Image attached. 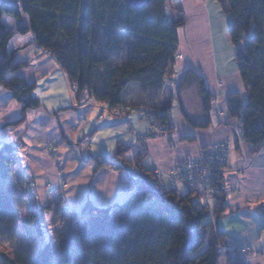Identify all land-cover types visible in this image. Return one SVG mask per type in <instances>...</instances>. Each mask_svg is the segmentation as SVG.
Masks as SVG:
<instances>
[{"label":"trees","instance_id":"obj_1","mask_svg":"<svg viewBox=\"0 0 264 264\" xmlns=\"http://www.w3.org/2000/svg\"><path fill=\"white\" fill-rule=\"evenodd\" d=\"M225 3L232 15L229 35L237 47L235 61L247 89V102L233 93L228 110L244 126L241 138L256 152L264 143V0ZM5 15L20 22L24 15L29 18V26L21 23L16 32H33L77 86L79 99L94 96L111 107L128 105L124 95L135 84L149 103L144 109L158 108L170 117L171 100L162 102L159 97L176 62L179 29L186 20L170 16L167 0H150L142 7L124 0H0V88L23 104V117L12 123L18 124L41 102L33 95V83L11 77L25 63H16L8 49L14 31L4 25ZM190 80L199 85L210 111L213 96L204 79L189 70L186 82ZM170 127L168 122L167 132ZM127 151L121 145L113 156L89 157L100 167L138 172L146 179L120 205L118 221L109 207H95L78 232L75 249L69 239L61 240L59 248L49 240L38 252L24 248L10 257L0 251V264H219L221 248L230 246L226 233L216 227L227 210L223 183L211 200L213 222L208 207L193 204L192 193L177 196L159 188L153 172L143 166L145 152L129 162ZM14 156L13 145L0 147V178L10 176ZM51 209L31 210L28 220L39 232ZM26 222L14 194L0 188V240H14L22 228L28 230ZM230 264L250 263L237 259Z\"/></svg>","mask_w":264,"mask_h":264},{"label":"crops","instance_id":"obj_2","mask_svg":"<svg viewBox=\"0 0 264 264\" xmlns=\"http://www.w3.org/2000/svg\"><path fill=\"white\" fill-rule=\"evenodd\" d=\"M167 4L173 19L184 16L186 20L179 29L176 62L159 97L162 102L171 100V127L165 136L150 140L146 150L138 138L148 131L140 110L149 103L139 86L133 84L125 92L124 102L133 107L126 118L104 111L103 103L81 106L88 97L78 98L75 84L56 57L37 43L32 31L16 32L21 23L29 26V18L24 15L20 22L3 16L4 25L14 31L8 49L14 52L16 63H25L11 77L33 83V95L41 102L40 107L26 112L22 122L12 124L23 117V104L9 90L0 88V147L24 144V151L14 156L10 176L0 178V188L14 194L18 211H27L28 234L34 227L28 220L32 209L51 206L47 221L60 212L74 218L76 240L93 208L109 207L111 213L122 214L120 205L136 188L126 191V171L100 167L89 159L91 155L113 156L122 145L128 149L124 156L129 162L145 152V169L171 171L186 157L199 155L204 147L231 141V168L223 180L227 210L216 227L226 233L230 246L264 249V143L254 152L250 142L237 137L239 120L228 110L233 93L247 102V89L235 61L237 47L229 35L232 15L225 0H167ZM189 70L201 76L210 90V111L205 109L197 82H186ZM50 147L55 157L50 155ZM62 180L68 183L65 203L57 201L49 188ZM62 239L49 238L58 248ZM247 262L264 264V257L249 256ZM219 264L228 263L220 259Z\"/></svg>","mask_w":264,"mask_h":264},{"label":"built area","instance_id":"obj_3","mask_svg":"<svg viewBox=\"0 0 264 264\" xmlns=\"http://www.w3.org/2000/svg\"><path fill=\"white\" fill-rule=\"evenodd\" d=\"M90 103L99 104L100 102L94 96H89L87 100L81 103V106ZM102 105L104 111L120 118H126L132 111V108L128 105H119L117 107H111L106 103ZM140 116L148 124V131L140 134L138 138L142 148L146 150L150 140L167 134L170 117L166 119L164 111L158 108L142 109L140 110ZM244 131V126L239 122L235 130L236 136L241 138ZM232 146L231 141L213 143L202 149L199 155L186 157L177 163L171 171H165L161 168L154 169L153 174L159 188L163 191H172L177 196L184 195L183 188H185L187 192L193 194V204L195 206L199 209L202 207L210 209V216L214 222L211 200L217 185L223 183L225 175L230 171ZM23 148V143L14 144V155L22 153ZM125 171L128 175L124 185L126 191L146 184V179L138 172ZM67 186L68 183L62 180L57 184L49 185V188L55 192L56 200L63 202ZM252 254L255 256L264 255V251L255 252L247 246L221 248V259H224L228 264L233 263L237 259H243L247 262L248 257Z\"/></svg>","mask_w":264,"mask_h":264},{"label":"rangeland","instance_id":"obj_4","mask_svg":"<svg viewBox=\"0 0 264 264\" xmlns=\"http://www.w3.org/2000/svg\"><path fill=\"white\" fill-rule=\"evenodd\" d=\"M73 89L78 91L76 85H74ZM232 149H233V146H232ZM23 151H24V148L22 152ZM231 154H232V151H231ZM50 155L52 157H55L53 147H50ZM230 165H231V158H230ZM241 172L242 171H240V173ZM183 191H185L184 188H183ZM53 193L55 194V192ZM63 203H65V199ZM16 205H17V202H16ZM19 212H20L21 219H25L28 217L27 216L28 213L25 209L20 208ZM111 214H112L114 221L119 220V216L116 214L115 211ZM77 226L78 225L75 223L74 218L70 216H62V213L60 212L59 214L57 215L54 214L52 215L51 218H49L45 226H43L44 229L42 233L39 232L36 228L32 227L31 229H29L30 230L29 232L31 233L28 234V231L22 228L18 236L14 240H11V241L6 240V239L0 240V251L6 253L10 257H14L19 251H21L24 248L29 249L33 252H38L39 249L43 247L44 240H49V238L53 240L62 239V236H63V239L68 238L69 240H71L73 248L75 249L77 246V241H75L76 240L75 231L77 229L76 228ZM42 234L44 235V237H42ZM261 250L264 251V249H261ZM255 252H258V251H255ZM251 256H255V255L252 254ZM258 256L264 257V255H258Z\"/></svg>","mask_w":264,"mask_h":264},{"label":"water","instance_id":"obj_5","mask_svg":"<svg viewBox=\"0 0 264 264\" xmlns=\"http://www.w3.org/2000/svg\"><path fill=\"white\" fill-rule=\"evenodd\" d=\"M135 7H142L150 3V0H124Z\"/></svg>","mask_w":264,"mask_h":264}]
</instances>
